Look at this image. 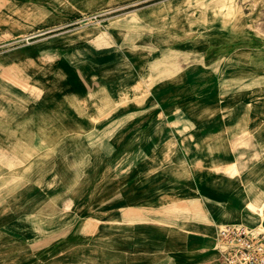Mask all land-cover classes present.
<instances>
[{"label":"rangeland","instance_id":"rangeland-1","mask_svg":"<svg viewBox=\"0 0 264 264\" xmlns=\"http://www.w3.org/2000/svg\"><path fill=\"white\" fill-rule=\"evenodd\" d=\"M88 43L135 54L149 85L196 69L224 72L232 123L264 94V0H0V264H129L117 252L127 245L114 240L125 225L106 222L126 221L120 209L138 198L128 166L105 157L112 127L96 131L120 123L111 112L126 102L67 82L54 66L65 53L48 55L54 47L78 56ZM247 208L257 220L242 223L264 234V204ZM228 223L242 224H216L210 254Z\"/></svg>","mask_w":264,"mask_h":264},{"label":"crops","instance_id":"crops-1","mask_svg":"<svg viewBox=\"0 0 264 264\" xmlns=\"http://www.w3.org/2000/svg\"><path fill=\"white\" fill-rule=\"evenodd\" d=\"M111 47L88 43L85 53L71 57V49L53 47L48 55L65 53L54 66L67 82L80 81L91 93L105 91L109 103L126 102L111 112L120 123L96 130L112 127V141L102 144L105 157L128 166L129 195L138 198L120 209L126 221L106 222L127 229L114 238L127 245L117 252L129 264H154L156 254V264H210L216 257L207 251L215 225L254 223L248 205L264 204V94L235 110L232 123L224 115L233 106V93L220 88L229 79L224 72L223 78L211 68L174 80L155 76L149 85L151 72L137 74L135 54L116 43ZM139 86L143 90L134 92ZM209 111L213 117L204 118ZM143 198L154 201L142 203Z\"/></svg>","mask_w":264,"mask_h":264},{"label":"built area","instance_id":"built-area-1","mask_svg":"<svg viewBox=\"0 0 264 264\" xmlns=\"http://www.w3.org/2000/svg\"><path fill=\"white\" fill-rule=\"evenodd\" d=\"M213 251L220 264H264V234L244 224H224L216 231Z\"/></svg>","mask_w":264,"mask_h":264},{"label":"bare ground","instance_id":"bare-ground-1","mask_svg":"<svg viewBox=\"0 0 264 264\" xmlns=\"http://www.w3.org/2000/svg\"><path fill=\"white\" fill-rule=\"evenodd\" d=\"M131 90V89H130ZM249 205H251V204H249ZM260 211V210H259Z\"/></svg>","mask_w":264,"mask_h":264}]
</instances>
